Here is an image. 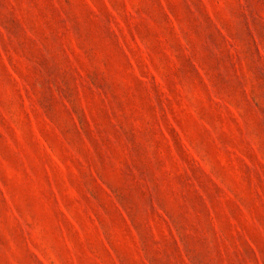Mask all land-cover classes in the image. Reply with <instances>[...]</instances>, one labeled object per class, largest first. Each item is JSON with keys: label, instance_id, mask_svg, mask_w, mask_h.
Masks as SVG:
<instances>
[{"label": "rangeland", "instance_id": "374dc122", "mask_svg": "<svg viewBox=\"0 0 264 264\" xmlns=\"http://www.w3.org/2000/svg\"><path fill=\"white\" fill-rule=\"evenodd\" d=\"M0 264H264V0H0Z\"/></svg>", "mask_w": 264, "mask_h": 264}]
</instances>
